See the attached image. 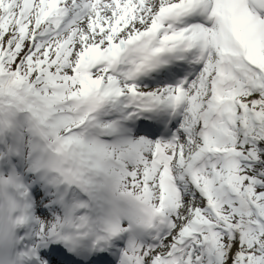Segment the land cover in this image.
<instances>
[{
	"label": "snow or ice",
	"instance_id": "6c2138e0",
	"mask_svg": "<svg viewBox=\"0 0 264 264\" xmlns=\"http://www.w3.org/2000/svg\"><path fill=\"white\" fill-rule=\"evenodd\" d=\"M6 189L14 264H264V0H0Z\"/></svg>",
	"mask_w": 264,
	"mask_h": 264
},
{
	"label": "clouds",
	"instance_id": "9594fccd",
	"mask_svg": "<svg viewBox=\"0 0 264 264\" xmlns=\"http://www.w3.org/2000/svg\"><path fill=\"white\" fill-rule=\"evenodd\" d=\"M41 140L43 141V144L40 145V155L44 158L46 163H62L63 166H71L77 172L84 173L88 176L95 175V173L91 172L84 166L85 157L82 155L84 149L81 144L73 143L65 147L61 140L48 137L46 134L41 136ZM86 142L92 144L91 138H86ZM87 158L92 161L98 159L94 153ZM104 163L110 165L111 160L106 159ZM125 190L134 191L128 188ZM134 194L138 193H135L134 191ZM88 199V196L84 195L76 188L69 192V205H72L78 200ZM11 200V191L6 189L3 193H0V264H14V261L18 256L16 238L21 226L18 225L16 221L21 213L18 209H14L11 206Z\"/></svg>",
	"mask_w": 264,
	"mask_h": 264
}]
</instances>
